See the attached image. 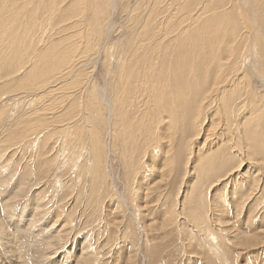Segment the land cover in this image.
Instances as JSON below:
<instances>
[{
	"label": "bare ground",
	"instance_id": "bare-ground-1",
	"mask_svg": "<svg viewBox=\"0 0 264 264\" xmlns=\"http://www.w3.org/2000/svg\"><path fill=\"white\" fill-rule=\"evenodd\" d=\"M0 1V30L7 28L4 26L6 19H12V23H15L16 19L24 20L27 15L35 18L34 21H30L31 23H27L29 28H25L24 37L29 44L25 47L24 42V52L21 56H15L14 43L8 51H0V72H3L0 76L3 78L0 81V131L7 126V129L11 130L10 138L15 137L12 143L15 146L13 154L9 155L5 163L0 164V190L3 194L0 197V264H54L59 256L55 255V245L53 246L49 239L53 240L54 236L55 238L63 236L61 229L64 225L55 231L50 230L54 228L53 222L52 227L39 225V222L37 227V221L34 219L36 212L33 211V215H29L26 203L21 205L19 210H15L14 204L9 203L11 202L9 194L16 193L18 186L14 191L4 184L7 175H12L10 178H13L20 170L13 172L20 162L15 158L19 154L22 156L30 151L31 153L25 157L26 159L28 157L26 161L31 164L32 161L36 162L37 170L25 163L27 165L18 172L21 180L17 185L20 186L25 177L40 174L42 164L62 161V158L64 160V150L77 145V149H81V152L79 156L78 151L74 153L76 158L81 157L78 163L80 166H77L73 158L60 163L64 165L69 161L76 168L75 170L79 171L76 181H81L83 177L89 175L92 179L90 193H93L98 189L95 187L96 183L106 182L99 181L100 174H107L105 162L112 154L113 148L125 160L126 175L135 176L136 179L139 171L143 172V167L149 168V164L143 166L144 162L149 163V159L150 166L154 163L149 151L152 149L151 153H153V148H156L155 143H161L159 146L163 151L161 153L166 154V157L161 156L163 161L169 160L167 163L180 166L187 163L190 158L187 149L190 148L191 141L198 138V129L201 127L200 131L202 130L204 121L209 120L211 108L215 107H219V110L215 112L218 116L210 123L207 132L210 131L211 134H206L202 147L207 145L208 141L212 142L211 137L215 141L219 140L220 144L216 142L213 148H208L205 154H201L200 166L202 163H205V166L200 170L198 166L194 167L196 177L201 180V184L197 181L193 183L195 192L190 194L191 197H188L187 192L185 201L187 200L186 210L190 214L187 213L194 220L195 226H200L202 229L196 228V233L198 231L208 233L206 237L215 243L211 242L208 246L214 250L216 257H219L220 242L217 235L219 231L211 230L206 222L205 210L208 211V209H205V189L202 184L209 183V186L217 187L219 183L227 181L223 184L227 188L229 183L235 182L237 178H245L244 175L239 177L240 167L243 164L234 163L231 155L227 153L232 144V136L228 135L221 139L222 135L228 133L236 135L237 140L233 142L232 148L237 149L241 154L244 153L245 156H248L250 145L253 156L261 154V151L264 154V149H261L264 145V129L258 125L259 119L253 122L250 118L240 119L238 116L239 108H246L249 102L246 89H242L245 94L240 102L241 93L238 90H241V80L247 75L240 70L241 63L237 59V55L243 49L242 41L249 37V33H246L248 30L240 33L241 23L239 24L236 20L234 12H227L219 7H216L219 9L217 10L214 7L216 0H150L145 13L143 15L137 13L138 19L128 24L131 26L128 30L112 36V30L115 31L116 27V23L114 24L112 20V15L116 12V0H43L49 1L47 5L41 7V12L47 14L39 20L37 14L39 16L40 5L38 4L42 0L38 3H36L38 0H18L23 5L19 6L12 15L7 13L3 15L4 8L7 5L9 7L11 0ZM63 1L67 4L61 6ZM88 2L91 7L86 15L87 9L83 5V8H78L77 4H88ZM25 5H29L27 9L34 5V10L31 9L26 15ZM177 5H180L177 9L178 13L183 6L186 8L182 15L172 14L174 6ZM211 10L215 13L213 19L209 13ZM205 13L209 14L206 16ZM80 15H83L82 23H80ZM80 24L83 26V31L78 29L76 32L72 29ZM46 25L57 27L53 31L60 37L49 41L47 47L43 49L41 47L42 50L34 51L31 48L36 46L37 41L42 42L45 35H42L44 38L40 40L34 39L33 36L36 30L41 28L43 33H46ZM123 27L125 30V26ZM9 28V33L14 30L13 26ZM17 33L20 34V32ZM75 35L82 40L80 47L79 41L68 42V38ZM66 39L68 40L64 43ZM252 39L256 55L259 52L264 53L263 41L261 42L258 36ZM110 41L114 42L108 47L107 44ZM59 45L62 49H59ZM243 46L246 47L244 44ZM109 56L119 59V63L113 68L110 64L112 57ZM244 59L243 56L242 61ZM25 64L29 67L27 66L28 69L23 75L19 76L21 72L16 74ZM253 64L256 65L257 62L254 61ZM97 65H100V70L95 73ZM12 73L16 75H13L11 79L6 77ZM93 74L102 76V83H97ZM260 78L264 86L263 76L260 75ZM20 85L31 91L28 96L31 98L30 101L26 100V103H29L27 108H24L23 105L26 103L23 101L19 103V99L26 98L25 95H20L21 97L17 100L14 98L18 95L14 98L2 97V93H7L10 88ZM234 92H238V95L234 96ZM47 94L59 96L51 105L46 104L44 107L43 101ZM38 99L42 100L38 101ZM18 103L21 104L20 110L14 112L12 109L17 107ZM38 105L41 107L38 108ZM56 108L58 112L48 117L49 111ZM146 110L148 111L145 112ZM15 139L19 140L16 142ZM49 145L52 146L51 149H55L52 157L51 155L48 157L47 154ZM60 150L63 151L58 153ZM74 153L72 152V157ZM218 155L219 157L215 158ZM72 183L74 187L78 186V184L74 185V180ZM251 186L250 184L247 190H252ZM73 188L70 189L73 190ZM236 189L231 193L233 198L236 194L245 192V190L241 191L240 186ZM46 196L36 193L32 201L33 210L51 202L50 199L44 202ZM119 197L122 204L125 203L127 207L124 197L122 195ZM216 198L214 202L217 203ZM216 203L212 211L219 215L216 211L220 209L216 207ZM224 203L227 205L226 202ZM39 208L36 209L39 210ZM41 210L43 211L44 208ZM60 211L56 210L52 213L57 220H62L59 217ZM131 213L135 214L132 211ZM57 220L55 219V222ZM10 225L13 227L9 228ZM194 229L193 232H195ZM235 235L245 242L249 239L247 232L242 230L235 232ZM92 249L95 251L92 243L84 240L75 253L77 255L75 264H93L96 257L91 252Z\"/></svg>",
	"mask_w": 264,
	"mask_h": 264
},
{
	"label": "rangeland",
	"instance_id": "rangeland-1",
	"mask_svg": "<svg viewBox=\"0 0 264 264\" xmlns=\"http://www.w3.org/2000/svg\"><path fill=\"white\" fill-rule=\"evenodd\" d=\"M11 2L12 3L9 4V7L7 5L5 7L6 9L4 8L3 15L6 13L12 15V13L18 9L19 6L23 5L20 1L18 2V0H11ZM38 2L39 0L36 1V3ZM48 3L49 1L44 2L42 0L41 3L38 4L40 5V9H37L39 11V16L37 14L38 20L47 14L41 12V7L43 5H47ZM149 3L150 0H116V12L112 15V20H114L113 22L114 24L116 23L115 26L118 28L115 27V31L114 29L112 30V36H116L119 33L122 34V32L124 33V31L128 30L129 27H131L128 24L132 22V20L138 19V16L136 15L137 13L143 15L149 6ZM65 4H67L66 1H63L60 5L64 6ZM82 5L87 9V12L85 11V14L87 15L90 11V3L77 4L78 8H83ZM28 6L29 5H25L24 9H27ZM33 6L26 10V15L30 13L31 9L32 11L34 10ZM179 7L180 5L174 6L172 10L173 15H182L184 11H186V8L183 6L181 11L178 13L177 9ZM214 7H219V9L223 10L225 9L227 12L233 11L236 20L239 22V24L241 23L240 33H244L248 30L246 33H249V37L244 38L245 41H242L246 47L242 44L243 49L241 50L243 52L241 51L237 55V59L241 63L240 70L244 71V73L247 75L246 77H243L244 80H241V90H238L241 93L240 102L245 94V91H243L244 89L247 90L249 102L247 103L246 108H239L238 116L240 119L250 118V121L253 122L259 119L258 125L264 129V88H262L264 86L260 82V75H262L264 79V53L259 52L256 55L252 43V38L258 36L261 39V42L263 41L264 46V33H262L264 32V1L216 0ZM216 9L219 10L218 8ZM213 11L214 10H211L209 12L210 17L213 16L212 19L214 18L215 14L212 13ZM209 13H205V15L207 16ZM80 16V23H82L83 15ZM34 20L35 18H32V15L31 17H28L27 15L24 20L16 19L15 23H12V19H6L4 20L5 22L1 21L4 22V26L7 28L0 30V51H8L11 46L15 44V56H21L24 52V42L25 47L27 44H29V42L24 37V31L26 30L25 28H29L27 23L29 24L30 21L32 22ZM24 22H26L25 24L27 26L24 24ZM120 23L122 26H125V30L124 27L122 28ZM12 26L14 30L9 33V27ZM56 28L57 27L52 25H46V33H43L42 28L41 30L37 29L34 34V36H36H33V38H38V40H40V38H44L42 35H45L46 39H42V42L37 41L38 45L36 44L34 48L29 47V49L31 48L34 51H40L49 45V41L59 38L60 35L58 37V35L54 34L53 31V29L55 30ZM72 29L76 30V32L78 29L83 31V26L80 24ZM17 32H20V34ZM17 34L18 37L16 36ZM68 39H66L64 43L67 40L68 42L70 40V42L74 40L79 41V47L82 45V40L78 39V35L69 37ZM114 41L108 42V47L111 46L113 44L112 42ZM58 47L59 49H62L60 48V45ZM251 49H253L252 53ZM244 50H246L245 53ZM74 53L75 51L73 54ZM108 55L110 54L108 53ZM243 56L245 57L244 61H242ZM109 57H112L110 59V64L112 67L110 65L109 66L113 68L117 63H119V59H116L115 56V58L113 56ZM254 61L257 62L256 65L253 64ZM120 64H122V61H120ZM27 66L28 64H25L16 74L21 72L22 74L20 73L19 76H22L23 73L28 69L29 66ZM97 66L98 67H96V70L94 71L95 73L97 70H100V65ZM2 74L3 72H0V76ZM16 74L12 73L6 77L11 79V77ZM92 76L95 77L97 83H102V76H99L98 74H93ZM240 76H242V74ZM2 79L3 78H0V81H2ZM30 92V90L23 88L20 85L19 87L15 86V88H10L7 93H2V97L14 98V96L18 95L14 98V100H17L19 97L25 95L26 98L19 99V103L22 101L23 103H26V100L30 101L31 99L28 97ZM237 95L238 92H234V96ZM58 96L59 95L57 94H47L46 97H44L45 101H43L44 107L46 104L51 105L53 100L58 99ZM34 98L35 97H33V99ZM39 100L42 99H38V101ZM20 105L21 104H19L17 107H13L12 110L14 112H16V110L19 111ZM23 106L24 108H27L29 107V103L27 102ZM39 107L41 106L38 105V108ZM218 110L219 107L211 108L209 120L207 121L206 119L204 121L201 131V127L198 129V138H194L195 141L194 139L191 141L190 148L187 149L189 153L186 151V153L189 154L188 157H190L187 163H182L183 165L180 166L177 164L167 163L169 160L167 162H165V160L163 161L161 156L164 154H162L163 151L159 147L161 143H155L154 146H156V148H153V153H151L152 149L149 151L154 163H152L150 166L151 162L149 159V163L144 162L143 166L149 164V168L146 166L143 167V172L139 171V175L136 179L135 176L128 177V175H126V169H124L125 160L123 157H120V153L117 150L115 151L113 148V151H111L112 154H110V157L105 162V164H107V166L105 165L106 172L108 171L110 174L108 172L106 175L100 174L99 181L106 182H102L104 185L96 183L95 187L98 189L93 193H90V189L92 188V179H90L89 175L83 177L81 181H76L75 178L79 171L77 172L75 170L76 168L73 167L69 161L68 164L64 165L60 163L66 159L73 158L76 160L75 162L77 166H80L78 163L81 161V157L76 158V153H74L78 151L79 156L81 152V149H77V145H75V147H68L64 150V160L62 158V154L60 156L62 161H54L49 164H42L41 173H37L35 176L32 174V176H28V178L25 177V179L22 180L23 183L20 184V186L17 185V183L21 180V176L18 174V172H21L23 167H25L27 164H29V167L31 166L30 168L36 170V162L32 161V164L31 162L27 163L28 161L26 160L28 157L27 159L25 157L28 153H31L30 151H28L27 154H23L22 156L19 154V156L15 158H17L16 160L20 162H17V168H14L15 171L13 170V172L15 173L17 169L20 170L16 172L17 174H15L13 178H10L12 175H7L9 178L6 176L4 184V186L8 185V187H10V189H14V191L17 188L16 186H18L16 193H14L15 195L9 194L11 196V202L9 201V203H12V205L14 204L16 207H14L15 210H19V207L26 203L28 206L29 215H33V211L36 212V215H34V219L37 221L36 224L39 222V225H49V227H52L53 225L54 228H50V230L53 229L55 231L57 229H61V226L64 225L61 229L63 231L64 237L56 236L55 238L54 236L53 240L49 239L54 241H50V243L53 246L55 245V255L59 256L57 259H55L54 264H75V257L77 256L75 253L79 250L84 240H87L88 243H92V247L95 249V251L93 249L91 251L96 257V260L93 262V264H264V154L262 151L261 154H255L253 156L252 147L250 145L248 156H245L244 153L241 154L237 149L232 148L233 142L237 140L236 135L228 133L226 135H222V138L221 136L219 137L223 139L224 137H228V135L232 136V144L229 146L227 153L231 155L234 163L243 164L240 167L241 172L240 170L238 172H240L239 177H242L243 175L245 176L243 179L237 178L235 182L232 181L229 183L227 188L223 186V184L227 181L221 182V184L219 183L217 187H212L213 185L209 186V183L202 184L205 189V209H208V211L205 210L206 216L204 215L207 219L206 222L209 224V227H211V230L219 231V234L217 233L218 240L220 242V246H218V249L220 250L219 257H216V253L211 247L209 248V243H215L212 240L209 241L208 237H206L208 233L205 231H198V233H196V228L200 230L202 229L200 226H195V222L190 217L189 211L186 210V193L188 192V197H191L190 194L195 192V184L193 183L197 181L198 184H201V180L196 177L197 173L195 172L194 167L198 166L199 170L203 168L205 163H202L200 166L199 162L201 159V154H205L208 148H213L216 142H219L220 144L219 140L215 141L211 137L210 140L212 139L213 143H209L208 141V144H205V146L202 147V143L206 134H211V132H207V130L210 127V123L214 119H217L218 115H215V112ZM44 111L47 112V110ZM147 111L148 110L145 112ZM38 112L40 113L41 111L39 110ZM56 112H58L57 108L49 111L50 114L48 117H50L52 114L55 115ZM1 118L3 119L4 116ZM161 129L164 130L163 127H161ZM217 129L218 128H216V130ZM203 130L206 131L204 132ZM10 132L11 130L7 129V126L0 131V164L5 163L9 155L13 154L15 150V146L12 145L14 141L13 138L15 137H11V139L9 136ZM215 133H217V131ZM18 140L15 139L16 142ZM108 141L111 142L110 140ZM154 141H156V139ZM51 147L52 146L49 145V152L47 153L48 157L50 155L52 157L55 154V149H51ZM8 149L11 150L9 151ZM72 149H74V151ZM261 149H264V145ZM62 151L63 150H60L58 153ZM72 152L74 153L73 157L71 156ZM164 156L166 157V154ZM218 157L219 155L215 156V158ZM118 159L121 160L119 161ZM163 162H165V165ZM10 165L13 166V164ZM73 180L74 185L78 184V186H73ZM69 184L72 187H70ZM250 184L252 185L251 188L253 189L247 190ZM238 186H240L241 191L245 190L246 192L247 190V192H244L240 195L236 194L237 198L231 197L233 195H231V193L235 192V189ZM68 187L69 189L73 187L74 188L73 190H69ZM38 192L44 196L47 195L44 199L45 203L46 200L48 202L49 199L51 202L43 205L42 208L36 207L39 208V210L36 208L33 210L34 206L32 201ZM1 195L3 194L0 190V197H2ZM119 195L124 197L127 207L124 205L125 203L122 204ZM214 198H216V200L218 199L217 203L214 202ZM224 202H226L227 205ZM215 203L217 204L216 207L220 209V212L216 211L219 215H217V213L215 214V211H212L214 210L213 207L215 206ZM43 208L44 210L42 211L41 209ZM55 209L61 210L59 217L64 221L57 220V218L54 217L55 214L52 213H55ZM131 211L135 214L133 215ZM55 219L57 220L56 222ZM38 224L37 227L39 226ZM8 227L12 228L13 225ZM193 227H195V229ZM193 229L195 232L192 231ZM236 230L247 232L249 239H247L246 242L240 239L238 236H236L237 234L235 235V232H237ZM200 235H203L202 238L204 239H202ZM54 243H56L59 247ZM45 244L43 245L45 246Z\"/></svg>",
	"mask_w": 264,
	"mask_h": 264
}]
</instances>
